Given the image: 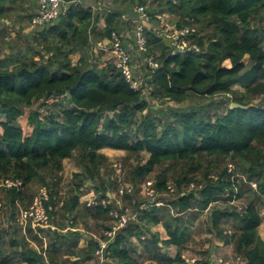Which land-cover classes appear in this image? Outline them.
<instances>
[{
  "label": "trees",
  "instance_id": "1",
  "mask_svg": "<svg viewBox=\"0 0 264 264\" xmlns=\"http://www.w3.org/2000/svg\"><path fill=\"white\" fill-rule=\"evenodd\" d=\"M137 5H147L153 20L168 12L178 26H199L204 33L194 41L200 49L172 54L168 42L147 29L145 54L152 55L158 67L145 66L146 78L138 89H133L113 64L92 65L84 56L72 61V54L93 41L109 39L112 31L132 25L121 20V12ZM36 8L35 0H0V181L9 176L22 181L19 187L6 188L10 204L28 205L30 200L24 203L25 189L40 183L48 188L46 206L52 218V207L60 200L57 187L63 160L75 157L81 170L74 173L75 194L64 199L62 209L101 219L103 232L110 227L105 222L110 220L109 210L116 206L114 200L106 207L100 203L81 206L79 202L87 192L84 183L88 179L96 181L99 198L110 197L106 179L100 175L107 159L100 150L145 151L147 160L127 171V180L135 189L167 161L187 162L186 170L192 175L182 171L174 180L177 190L166 200L167 205L139 210L137 221L118 230L107 247L110 261L103 264H139L136 249L129 245L133 237L155 264H187L181 248L190 239L188 223L222 199L234 208H212L210 217L217 235L233 245L245 264H264V240L257 233L264 207V100L253 102L264 95V0H111V7L101 10L105 25L98 29L99 16L91 7L70 5L28 37L21 23L30 22ZM5 20L19 24L14 35ZM226 60L229 66L224 65ZM236 84L242 90L233 88ZM218 94L224 99L215 100ZM147 96L177 105H150ZM204 98L208 102L198 101ZM37 101L28 115L31 132L25 134L18 119ZM232 102L245 107H231ZM226 158L236 166L232 172L228 166L220 167ZM197 171L204 178L201 188L179 189L196 181ZM213 172L214 176L209 175ZM237 172L243 174L246 189L241 185L245 182H238ZM155 178L153 185L160 198L169 183L161 172ZM245 192L250 198L239 211L233 200ZM132 196L125 191L123 200ZM138 203L139 199L132 210H138ZM228 217L237 221V229L223 235L220 226ZM157 224L163 226L165 239L151 232L150 227ZM57 228L49 245L38 250L23 244L20 250L8 251L0 235V264H66L58 260L62 255L84 260L97 255L98 237H90L87 245L80 247L77 232L62 233ZM27 230L32 232L31 227ZM9 244L20 243L11 239ZM163 246H176L178 252L170 257L162 251ZM213 253L195 264H213Z\"/></svg>",
  "mask_w": 264,
  "mask_h": 264
},
{
  "label": "rangeland",
  "instance_id": "2",
  "mask_svg": "<svg viewBox=\"0 0 264 264\" xmlns=\"http://www.w3.org/2000/svg\"><path fill=\"white\" fill-rule=\"evenodd\" d=\"M113 1V0H112ZM97 4L100 7H104L103 3L100 1L97 2ZM147 9L148 6L146 5ZM106 8V7H105ZM110 8V7H109ZM108 8V9H109ZM107 9V8H106ZM101 9L99 10V12ZM121 12V20L123 21L122 14L124 12H131L132 9L124 8ZM98 12V13H99ZM102 12V11H101ZM160 20H163L164 22H167L168 25H177L176 19L173 15H170L168 12H164L160 14ZM153 19V18H152ZM128 22V21H124ZM153 22H157L154 20ZM6 27L8 31L14 35V32L18 30L19 24H12L11 22L5 20ZM159 23V22H158ZM21 24L24 25L23 32L30 37V35L33 33V31H36L39 29V27H32L30 25V22L28 20H24ZM126 30L123 31V34L125 39L126 47L131 53L132 57V64L134 66V75L138 79L146 78L145 73H147V70L145 68L146 66V60L145 55L140 54L138 51H136V48L134 46L133 42V25L129 24L126 25ZM97 29L100 28V26H96ZM197 29V35L201 36L204 32L199 28V26H195ZM30 34V35H29ZM91 40L93 38L92 32H90ZM93 41V40H92ZM100 43V44H99ZM2 55V54H0ZM80 56H84L89 63L96 66H105L112 64L113 58L110 54V43L106 40L102 41H93L89 45H87L84 49L81 51L74 53L71 55L72 61L76 62L79 60ZM243 61L247 63L248 56H245ZM224 65L229 66L230 62L226 60L224 62ZM233 88L242 90V87L240 84H236L233 86ZM148 93V92H147ZM146 93V95H147ZM215 100L220 101L223 100L224 97L221 94H218L213 97ZM264 100V95L258 97L257 99L253 100L254 103H257L260 100ZM209 99H198V101L201 102H208ZM147 101L150 105H159L160 107H167L168 105H174L177 104L169 101L164 100L161 101L160 99L156 98H150L147 96ZM39 103V101L35 102L31 107H26L24 109L23 115H21L18 119V124L23 127V130L25 133L29 131V127H31L28 123V115L30 112V109L35 108L36 104ZM165 109V108H163ZM103 153V152H102ZM105 154V153H104ZM106 155V162H105V168H101V176H103V179H106L107 183V189L106 192L108 194L112 195V199H114V202H117L118 197V191L119 189H124L127 186H131L132 190L131 193L133 194L132 198L129 200L128 198L124 197L121 201V205L124 207V209H128V211L135 209V204H137L138 199L143 201L145 197L142 194V184H138V189H135L134 186L127 180V171L130 168L131 165L136 164L138 161L141 163H144L147 158L148 154L145 151H141L138 154L129 153L124 150H117L112 151L109 154ZM114 161H119L122 164V174L120 177L116 176L115 170L113 168ZM202 162V160H201ZM187 162H165L162 165L156 167V169L147 177L146 182L150 181L151 183H154L156 181L155 176L157 173L164 174L167 178L168 185H172L175 187L174 180L177 178L182 171L188 172L186 169L188 168ZM229 164H233L232 161L229 158H226L221 164L220 167L223 168L225 166H228ZM217 166V164H215ZM234 168L236 167L233 164ZM237 169V168H236ZM81 170V167L78 165L77 160L75 157L72 158H66V160H63V168L61 172L59 173L60 181L58 183V195L60 197V200L56 203L54 207H52L54 211V215L51 218L50 225L48 227H41V226H33L30 222L27 223H21L18 219L19 213L22 209L29 207L31 204L32 198L37 193L38 188L42 185L40 183H33L31 184L29 189H25L27 193V198L24 201V203H28L30 200V203L28 205L16 203L15 206H12L10 202L6 199V187L2 184L3 180L8 177H3L0 181V235L5 240V245L9 250H20L23 244H28L29 247H32L34 249H40V247H46L50 243V236L54 233L53 231L56 230L57 225L53 224L60 223L62 227L57 228V230L62 233H66V231H75L79 234V242L78 245L80 247H85L90 239V237H98L97 239H104V229L101 224V219L96 220L94 218H89L84 214L76 215V214H69L67 210L62 209L63 202L65 198H68L70 195L75 194V190L73 189L74 186V173ZM216 173H210L209 175L214 176ZM192 173L188 172L187 176H191ZM237 176V180L239 183L245 182L246 184H241L244 186V189H246L247 182L244 179V176L241 172H237L235 174ZM10 177V176H9ZM195 179L196 181L191 182L189 185L182 184L179 189H183L184 191H192V190H199L201 188V185L204 182L203 174L201 171L195 172ZM20 179V178H19ZM96 181L88 179L84 183V188L87 189V191L93 192L95 195H97L96 189ZM242 186V187H243ZM137 188V187H136ZM177 190V189H176ZM176 193V192H175ZM90 193H84L82 194V198L80 196L79 202L81 206H84V202L82 201L83 198L86 199L89 197ZM125 195V194H124ZM123 195V196H124ZM98 196V195H97ZM170 193L164 194L160 196V199L164 203H166V200L168 198H171ZM115 198H117L115 200ZM250 198V195L248 192H245V194L240 197L239 199H234V203L238 205V210L243 211L245 205L248 203V200ZM120 200V199H119ZM231 202H226L223 199L217 202H212V204L199 214L195 215V218L193 220V223H188L190 227V239L189 241L181 248V255L184 261L187 264H195V262L203 257H206L210 251H213V256L215 261L213 264H231L233 261V257L235 255L233 251V245L230 243H225L224 236L217 235L216 229L212 226V221L210 217V213L212 208L214 207H221L226 208L229 210H232L234 207L230 204ZM26 205V206H25ZM166 205V204H164ZM173 211V210H172ZM175 211V210H174ZM260 215L262 217V222L257 228V233L260 236L262 240H264V207L260 210ZM138 220V219H137ZM136 220V221H137ZM53 221V222H52ZM135 222V221H134ZM105 223H111L108 219ZM237 221L233 217H228L227 219L223 220V223L221 224L220 228L223 231V235H231L233 234L237 229ZM27 227L32 228V232H28ZM52 229H48V228ZM64 227V228H63ZM39 229H45L43 231H40ZM151 232L158 233L162 239H165L167 237L166 232L161 224L152 225L150 227ZM38 235V238H33V235ZM102 234V236H100ZM145 235H149V233H146ZM41 237V240L39 238ZM11 239H15L20 244L18 245H10L9 241ZM112 240V239H111ZM109 244V243H108ZM129 245L133 246V248L136 249V253L134 256L136 259H138L139 264H155L149 259L148 254L141 252L142 251V243L139 242V240L135 237H133L129 241ZM162 251L169 255L170 257H173L177 252L178 248L176 246H169L162 247ZM106 253V254H105ZM140 253V255H139ZM60 262H65L66 264H103L105 261H110V257L107 256V252H103V255H95L92 259L84 260L83 258H78L73 255H62L59 259ZM245 262V260H242Z\"/></svg>",
  "mask_w": 264,
  "mask_h": 264
},
{
  "label": "built area",
  "instance_id": "3",
  "mask_svg": "<svg viewBox=\"0 0 264 264\" xmlns=\"http://www.w3.org/2000/svg\"><path fill=\"white\" fill-rule=\"evenodd\" d=\"M98 1L103 3L104 6L102 8L97 4L98 9L103 10L105 7L107 9L111 7V0H97V2ZM35 2L37 4L36 12L30 19V24L33 27H41L51 21H54L59 17V15L65 13L70 5L81 4V0H35ZM122 16L123 21H130L132 23V38L136 51L145 55L146 65L152 70L158 67V62L152 55L145 54L148 50V38L146 35L147 29H150L162 37V39L167 41L172 54L195 52L200 49V46L194 41V38L197 36V29L194 25L178 26L173 24L169 26L168 23L163 20H156L157 22H153L154 20L151 18L145 5H137L131 12H124ZM159 16L160 15L157 16V19L160 20ZM124 36L123 32L114 30L111 32L109 39L106 40L110 43V54L113 58L112 64L121 72L125 80L129 82L133 89H138L141 85V79L136 78L134 75L133 69L135 65L132 64L131 53L126 47ZM50 101L51 99L49 98L47 102ZM40 110L43 111L44 109L41 108ZM113 168L116 176L120 177L123 171L122 164L119 161H114ZM233 169V164H229L228 171L232 172ZM249 183L252 187H256L254 182L250 181ZM2 184L6 188L19 187L22 185V181L19 178L8 177L3 180ZM131 190V186L119 189L118 197L120 200L115 198V200L117 199V202H115L116 206L112 207L108 213L111 220L110 227L104 231V239H98L99 248L96 250V254L98 256L103 255L104 251L107 252L108 243L118 230L126 227L130 221H136L138 219L139 210L148 209L152 205L163 206L166 204L162 201V199L158 198L159 192L156 191L153 183L145 181L142 184V194L145 199L138 203V210L128 211V209H124L121 205V198H123L125 191L131 192ZM174 192L175 187L167 185V192L164 194L170 193L173 195ZM86 193H90L89 197L86 199L83 198L82 201L88 207L97 203L106 207L112 202V200H114L110 194L109 198H99L91 191H87ZM49 199L50 195L47 186L41 185L38 188L37 193L32 198L29 207L20 211L18 217L19 221L21 223L30 222L33 226L39 225L41 227H48L50 225L51 217L48 213L50 207H47L46 204ZM242 260L245 259L241 255L235 254L231 264H245Z\"/></svg>",
  "mask_w": 264,
  "mask_h": 264
},
{
  "label": "crops",
  "instance_id": "4",
  "mask_svg": "<svg viewBox=\"0 0 264 264\" xmlns=\"http://www.w3.org/2000/svg\"><path fill=\"white\" fill-rule=\"evenodd\" d=\"M81 5H84V6H86V7H91L93 10H94V13L96 14V15H98L99 16V20H98V22L96 23V25H98V26H100V28L101 27H103L104 25H105V22H104V19H103V16H102V12L100 11L99 12V10L100 9H98L97 7V0H81ZM99 12V13H98ZM126 30V27L125 26H123V27H121V28H119L118 29V31H121V32H123V31H125ZM104 41L105 40H107V39H103ZM125 43H127V42H125ZM100 44V43H99ZM27 123H28V120H27ZM31 126V125H30ZM31 129H32V126L31 127H29V131L27 132V133H30L31 132ZM118 149H112V148H102L101 150H100V152H103V153H105V154H109L110 152H112V151H117ZM66 160V159H65ZM112 196V195H111ZM168 248H169V246H168Z\"/></svg>",
  "mask_w": 264,
  "mask_h": 264
},
{
  "label": "water",
  "instance_id": "5",
  "mask_svg": "<svg viewBox=\"0 0 264 264\" xmlns=\"http://www.w3.org/2000/svg\"><path fill=\"white\" fill-rule=\"evenodd\" d=\"M231 107H245V106H242L241 104H239V103H236V102H232L231 103V105H230Z\"/></svg>",
  "mask_w": 264,
  "mask_h": 264
}]
</instances>
